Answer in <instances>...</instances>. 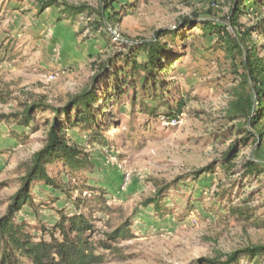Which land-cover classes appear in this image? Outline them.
<instances>
[{"label": "rangeland", "instance_id": "rangeland-1", "mask_svg": "<svg viewBox=\"0 0 264 264\" xmlns=\"http://www.w3.org/2000/svg\"><path fill=\"white\" fill-rule=\"evenodd\" d=\"M60 1L100 5V0ZM30 3L23 1L22 9L12 12L0 2V45L13 57L0 63V115H22L32 103L64 106L70 95L90 84L100 61L125 51L124 42L179 30L181 20L194 15L226 25L233 10L232 0H116L113 10L118 19L94 31L84 16L59 21L57 9L37 15ZM259 16L264 10L242 16L240 23L256 27ZM229 32L234 34L230 28ZM252 33L264 45V39ZM180 35L187 36L188 44L182 45L180 38L173 47L180 60L167 78L171 93L166 96L171 105L183 102L176 121H167L163 104L145 96L138 84L137 94L128 88L111 131H102V138L96 135L107 146H100L91 131L67 129L68 141L88 153L93 163L75 180L88 183L94 192L74 194L89 202L84 210L94 221L92 241L104 240L126 223L133 235L113 242L112 251L98 250L102 264H196L264 245V172L252 176L244 167L249 159L264 167V139L255 144L250 138L240 146L247 136L239 127L242 121L233 120L229 109L242 69L216 37L205 39L199 27ZM259 52L264 58V47ZM33 116L28 128L0 122V219L19 190L25 164L44 146L54 118L45 108ZM234 145L238 155L226 172L220 161ZM212 165L213 174L195 180V172ZM50 170L57 175L55 167ZM99 188L106 194L100 195ZM163 188L168 190L160 197L162 210L145 207ZM33 193L35 203L45 204L40 206L44 209L34 216L24 207L18 220L28 224L37 240L48 239L42 227L53 225L54 209L64 206L69 213L73 207L62 198L47 208L54 194L49 188L36 187ZM103 200L109 210L96 205ZM240 264L261 262L243 259Z\"/></svg>", "mask_w": 264, "mask_h": 264}, {"label": "trees", "instance_id": "trees-1", "mask_svg": "<svg viewBox=\"0 0 264 264\" xmlns=\"http://www.w3.org/2000/svg\"><path fill=\"white\" fill-rule=\"evenodd\" d=\"M23 1L31 2L37 15H42L48 9H57L59 21L74 22L79 16L88 19V25L94 30L106 28L118 19L113 9L116 0H100V5L93 8L88 4L72 5L60 0H0L1 4L13 11L21 10ZM231 11L226 25L216 24L208 20H200L199 15L185 17L180 22L179 30H162L157 32L151 40L126 41L122 45L125 49L119 56L109 55L100 61L97 72L90 84L76 95H70L67 103L61 107H52L32 103L25 106L22 115H0V122H14L20 127L28 128L34 121V113L39 108L51 110L54 114L47 138L42 149L34 153L31 160L24 166V174L20 178V187L11 198L6 214L0 219V264H102L103 255L98 250L112 251L113 242L120 239L133 238L129 224L116 229L106 238L97 243L92 241L94 221L84 210L89 203L75 192H94L86 182L75 180V175L87 171L92 167L90 155L77 145L71 144L66 136L67 129L80 127L91 131L93 135L101 137V132L111 131L112 125L118 120L116 111L122 106L128 95L129 87L141 85L142 92L154 102L163 104L166 108L167 121H176L180 115L182 101L174 105L167 102L171 93V85L167 78L175 70V63L180 57L173 51L177 40L181 44L187 43V36H181L184 29L198 28L205 39L214 37L223 47L228 58L240 65L242 73L238 76V83L234 90L233 102L230 105V116L233 120H241V132L246 138L240 142L243 146L253 138L255 144L264 139V58L260 57L259 45L252 32L264 39V16L258 17L256 27L246 28L241 25L242 16H249L252 12L264 10V0H232ZM2 18H0L1 22ZM90 22V23H89ZM229 28L234 34L229 32ZM181 45V46H182ZM193 46V43H190ZM194 47V46H193ZM2 49H4L2 51ZM8 49L0 45V63L13 57L6 52ZM5 52V53H4ZM111 84V85H107ZM137 95L131 98L135 105ZM155 114L156 111L151 112ZM102 138V137H101ZM100 146H107L105 139H96ZM239 148V147H238ZM237 146L234 145L221 160L220 167L229 171L237 158ZM215 165L208 166L194 173L195 180L207 174H213ZM56 168L57 175H52L51 168ZM245 173L257 176L264 172V167L256 160L249 159L245 164ZM61 170V171H60ZM63 177V178H62ZM64 179L67 181L65 182ZM36 187L49 188L53 191L49 206L60 203L65 198V204H70L73 211L63 207H56V218L50 227H42V237L36 236L27 229L28 224L18 220V214L24 207L31 209L34 216L39 215L41 204H36L33 193ZM106 194L103 188H99ZM163 188L156 197L144 203L145 207L153 206L160 212L162 209L160 197L167 192ZM103 198V197H98ZM105 201H97L96 205L105 206ZM45 205V204H43ZM48 205V204H47ZM243 259L249 262L259 260L264 264V245H256L236 251L224 257L201 259L196 264H240Z\"/></svg>", "mask_w": 264, "mask_h": 264}]
</instances>
